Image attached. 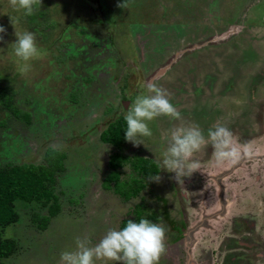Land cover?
Returning <instances> with one entry per match:
<instances>
[{
    "label": "rangeland",
    "instance_id": "1",
    "mask_svg": "<svg viewBox=\"0 0 264 264\" xmlns=\"http://www.w3.org/2000/svg\"><path fill=\"white\" fill-rule=\"evenodd\" d=\"M121 2L41 0L50 15L35 28L24 10L0 0V87L30 115L29 124L16 119L0 99V169L43 163L50 148L65 155L54 187L59 214L41 231L32 218L47 216L50 204L15 202L18 220L0 226V240L17 248L0 264H60L77 237L95 246L139 206L166 229L158 264H264V0H129L127 9ZM16 31L35 35L38 54L28 62L14 54ZM152 83L180 119L147 122V147L125 141L123 153L157 164L181 125L197 126L207 142L189 161L199 169L178 179L160 168L159 182L141 179L125 165L120 179L142 180L143 188L124 202L103 187L118 150L99 135ZM217 126L233 134L234 159H215L208 130Z\"/></svg>",
    "mask_w": 264,
    "mask_h": 264
},
{
    "label": "clouds",
    "instance_id": "2",
    "mask_svg": "<svg viewBox=\"0 0 264 264\" xmlns=\"http://www.w3.org/2000/svg\"><path fill=\"white\" fill-rule=\"evenodd\" d=\"M9 4L15 10H24V14L30 16L34 12V6L41 4V0H9ZM128 6L129 0L117 4V7L122 9H127ZM3 32L5 29L0 27V33ZM15 35L17 40L12 44L15 56L19 61H30L38 54L35 35L31 32L17 31ZM27 70L28 65L25 63L21 71ZM146 87L149 94L138 95L124 115L126 122L124 139L135 147L141 144L147 147L142 139L152 136L147 122L159 116L180 119V113L170 102L166 90L157 87L155 83ZM208 137L212 142L213 155L217 162L234 159L237 156L238 149L228 128L217 126L215 129H209ZM206 142L204 134L197 126L181 125L173 128L168 148L162 154V158L157 160V167L176 173V179L185 169L191 175L199 169V164L189 161ZM149 180L159 182L160 175H151ZM165 233L166 229L163 226L147 218H140L139 222L128 220L122 229L109 230L95 246H90L91 242L87 238L77 237L76 249L62 252L60 264H95L97 260L114 261L116 264H158L165 250Z\"/></svg>",
    "mask_w": 264,
    "mask_h": 264
},
{
    "label": "trees",
    "instance_id": "3",
    "mask_svg": "<svg viewBox=\"0 0 264 264\" xmlns=\"http://www.w3.org/2000/svg\"><path fill=\"white\" fill-rule=\"evenodd\" d=\"M38 8L36 14L28 17L35 28L42 25H47V22L41 24L43 17L49 18L46 6L38 4L34 6V10ZM42 9H45L44 11ZM45 12V13H44ZM45 19V21L47 20ZM44 22V21H43ZM49 26V25H48ZM44 26V30H49L50 27ZM46 37V33L44 35ZM13 90L9 87H0V99L7 107L6 109L16 118L21 119L29 124L30 115L23 112L21 109L13 106ZM0 100V101H1ZM75 102V98L71 100ZM126 122L124 117H119L100 133L99 140L106 145L117 148L118 152L111 154L109 157L108 168L109 173L104 178V189L113 190L124 202H128L136 197L143 188L142 180H127L120 179V170L129 165L134 169L141 179H148L151 175L158 174V167L151 159L134 158L130 159L123 153V144L125 143ZM65 155L54 149H47L44 153L43 163L21 164L17 166L0 169V226L10 225L17 222L18 217L13 209L15 202L32 204L34 202H48V215L38 218L33 217L32 221L37 224L39 230L46 229L50 220L56 217L61 206L59 198L55 194L54 187L57 182V175L64 172ZM144 211L141 207H137L134 211L133 222H139L143 218ZM128 220L121 223V229L126 226ZM17 243L14 240H0V259H7L16 251Z\"/></svg>",
    "mask_w": 264,
    "mask_h": 264
},
{
    "label": "flooded vegetation",
    "instance_id": "4",
    "mask_svg": "<svg viewBox=\"0 0 264 264\" xmlns=\"http://www.w3.org/2000/svg\"><path fill=\"white\" fill-rule=\"evenodd\" d=\"M250 135H251V133H250ZM145 159V158H144ZM155 163V162H154ZM156 164V163H155ZM157 165V164H156ZM159 168H158V173H159ZM146 180H149V178L148 179H146ZM264 186V184L263 185H260V189H262V187ZM158 199H160L161 200V203H162V205L163 204H165V206H166V200L165 199H163V198H158ZM165 206L163 205V207L165 208ZM180 215H182V216H184L185 215V212H184V210L182 209L181 210V212L179 213ZM169 220V219H168ZM169 221H171V220H169ZM172 222V221H171ZM172 223H175V222H172ZM176 223H177V221H176ZM183 224V223H182ZM173 230H175V229H173ZM182 231V229L181 228H177L176 229V231L175 232H181ZM190 263V262H189Z\"/></svg>",
    "mask_w": 264,
    "mask_h": 264
}]
</instances>
